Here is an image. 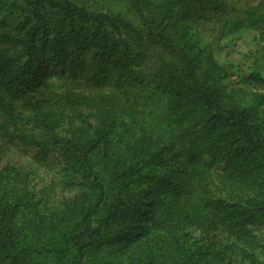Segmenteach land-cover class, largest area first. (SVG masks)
<instances>
[{"label": "trees", "instance_id": "obj_1", "mask_svg": "<svg viewBox=\"0 0 264 264\" xmlns=\"http://www.w3.org/2000/svg\"><path fill=\"white\" fill-rule=\"evenodd\" d=\"M121 1L0 0V135L54 152L73 192L5 165L0 264H264V118L205 38L264 53V0ZM53 73L79 89L55 100Z\"/></svg>", "mask_w": 264, "mask_h": 264}, {"label": "rangeland", "instance_id": "obj_2", "mask_svg": "<svg viewBox=\"0 0 264 264\" xmlns=\"http://www.w3.org/2000/svg\"><path fill=\"white\" fill-rule=\"evenodd\" d=\"M258 1L243 0L249 4H255ZM78 2L88 7L93 6L92 8L95 9L122 13L127 11L121 0H78ZM5 14V10L0 9V18H3ZM215 37V33L207 31L205 38L209 42H215L216 57L222 65L227 67V76L224 80L226 89L238 90V94L245 97L244 103L256 106L264 118V88L249 80L250 75L257 71L264 76V53L261 51L263 42L258 33L252 30H241L220 40ZM48 81L51 83V92L48 94L55 100L67 90L76 91L80 87L54 73L49 76ZM254 97L258 99L254 101ZM11 163L23 166L30 173V180L35 188L48 190L52 203H55L54 201L60 199L62 195L69 196L73 193L70 189L56 184L54 180L56 179L55 173L60 166L54 152L43 153L35 147L22 146L0 135V170Z\"/></svg>", "mask_w": 264, "mask_h": 264}]
</instances>
